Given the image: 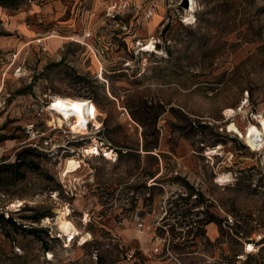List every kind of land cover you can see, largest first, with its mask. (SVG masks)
Masks as SVG:
<instances>
[{
    "label": "rangeland",
    "instance_id": "rangeland-1",
    "mask_svg": "<svg viewBox=\"0 0 264 264\" xmlns=\"http://www.w3.org/2000/svg\"><path fill=\"white\" fill-rule=\"evenodd\" d=\"M190 3L0 0V264H264V146L230 128L264 114V0ZM56 95L100 128L51 122Z\"/></svg>",
    "mask_w": 264,
    "mask_h": 264
},
{
    "label": "bare ground",
    "instance_id": "bare-ground-1",
    "mask_svg": "<svg viewBox=\"0 0 264 264\" xmlns=\"http://www.w3.org/2000/svg\"><path fill=\"white\" fill-rule=\"evenodd\" d=\"M190 12L192 13L194 10V0H190ZM154 15V13H153ZM193 19V15L187 18V21H191ZM152 23V22H151ZM57 32L53 31L52 34L45 35L44 38H41V40H45L47 37H55ZM90 33L86 32L85 36H89ZM154 39V38H153ZM151 42H147L144 45L143 50L144 51H155L156 46L155 41L150 40ZM51 105V109L53 111L52 114V120L51 122H55L58 127L63 126L64 124H69L71 129L74 132H79L82 134H86L89 132V127L86 125L88 121L91 119L94 121L95 113H94V107H93V101H91L88 98H75L72 96H63V95H56L53 98ZM242 106V105H241ZM235 110V109H234ZM233 109H227L226 115H231L234 112ZM236 111V110H235ZM51 112V111H50ZM259 120L257 124L249 123L246 130L243 132L241 131L235 123H232L230 125V128L234 131H236L241 138L244 139L246 144H248L252 149L259 150L261 147L264 146V114H261L258 116ZM95 141V140H94ZM218 148H211L207 154L214 155L218 153ZM86 155L94 156L99 155L100 149L96 146V144H91L84 150ZM219 154V153H218ZM105 156L108 159H116V153L109 152L105 153ZM79 163L78 161H75L73 157L68 158L65 167L63 169V174L65 176H70L72 173L76 171V165ZM230 178L229 174H221L218 178V182L223 183L228 181ZM20 203V202H19ZM19 205V204H18ZM17 204L13 203V207L18 206ZM71 214V210L68 206L62 208L59 210V216L57 218L58 226L61 230V232L67 236V245H70V243L75 238H80V243L84 244L87 241L91 239L90 233H83L76 225L75 223L69 219V215ZM87 221V217L85 219ZM50 219L44 220V222H49Z\"/></svg>",
    "mask_w": 264,
    "mask_h": 264
},
{
    "label": "built area",
    "instance_id": "built-area-1",
    "mask_svg": "<svg viewBox=\"0 0 264 264\" xmlns=\"http://www.w3.org/2000/svg\"><path fill=\"white\" fill-rule=\"evenodd\" d=\"M152 14V13H151ZM90 36V35H89ZM22 70V65L21 64H19V65H17V67L15 68V71H17V72H19V71H21ZM91 101H93V99H90ZM94 102V101H93ZM52 103L53 102H51L50 103V105H49V107L51 108V105H52ZM94 104H95V106L98 108V106H97V103L96 102H94ZM100 114V113H99ZM99 114L97 115V119H98V116H99ZM102 124V123H101ZM86 125L88 126V127H92V128H94V127H96V129H99L100 127H98L95 123H94V121L91 119L90 121H88L87 123H86ZM31 127H29V128H31L30 129V132L29 133H31V131H32V133L34 132L35 133V130L33 129V124L32 125H30ZM101 126V125H100ZM72 130V129H71ZM38 131V130H37ZM74 132V131H73ZM79 132H76V134H78ZM34 137L35 136H32V139H31V141L34 139ZM43 139H44V141H43ZM43 141V142H42ZM51 142H52V139H50L48 136H42L41 137V139H40V146H38L37 144L35 145V147L37 148H39V149H44L47 145H51ZM33 144V143H32ZM231 220V219H230ZM249 246H251L247 251L248 252H252L253 250H254V247H253V245L252 244H249ZM132 256V255H131Z\"/></svg>",
    "mask_w": 264,
    "mask_h": 264
},
{
    "label": "trees",
    "instance_id": "trees-1",
    "mask_svg": "<svg viewBox=\"0 0 264 264\" xmlns=\"http://www.w3.org/2000/svg\"><path fill=\"white\" fill-rule=\"evenodd\" d=\"M5 1V0H4ZM32 150H35V149H32ZM32 150H30V151H32ZM36 151V150H35ZM43 155H46V156H48V154H44V153H42ZM1 216H3L2 214H1ZM41 217H43V216H41ZM216 220H215V218L214 217H211V219H209L208 221H207V223H211V222H215ZM31 232H33L34 230H33V228H31V230H30ZM238 233H240V231H237V234Z\"/></svg>",
    "mask_w": 264,
    "mask_h": 264
},
{
    "label": "crops",
    "instance_id": "crops-1",
    "mask_svg": "<svg viewBox=\"0 0 264 264\" xmlns=\"http://www.w3.org/2000/svg\"><path fill=\"white\" fill-rule=\"evenodd\" d=\"M213 223V222H212Z\"/></svg>",
    "mask_w": 264,
    "mask_h": 264
}]
</instances>
